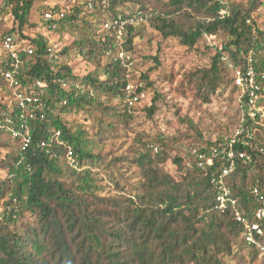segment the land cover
<instances>
[{"label": "trees", "instance_id": "trees-1", "mask_svg": "<svg viewBox=\"0 0 264 264\" xmlns=\"http://www.w3.org/2000/svg\"><path fill=\"white\" fill-rule=\"evenodd\" d=\"M36 1L0 0V49L4 39L12 36L34 50L30 56L22 53L25 64L16 77L21 89L37 80L49 88L45 118L38 113L28 123L31 139L24 146L23 140L5 132L4 116L13 115L10 105L16 87L2 76L12 70L11 59L2 50L0 92L11 99L0 101V147L9 151L0 163L7 172L0 180V264H250L249 260L264 259L258 247L264 245V218H256L264 208V126L249 116L248 96L235 85V71L248 67L251 52L253 67L264 72V29L255 17L264 0H88L57 5L48 10L64 17L42 21L47 31H67L78 38L60 51L62 60L55 65L49 59L48 38L27 32L38 28L30 22ZM7 15L13 20L11 27L4 26ZM118 15L134 17L136 23L146 21L164 39L175 38L189 50L205 37L220 42L221 46L206 44L215 53L210 66L189 76L206 101L224 86L242 94L238 125L253 139H248L251 145L237 143L234 149L236 154L245 152L251 162L237 157L235 170L225 180L241 216L249 224L258 223L262 231V235L253 232L254 242L247 241L248 230L231 206L225 211L217 208L219 191L213 180L219 178L217 170L226 161L215 159L206 170L197 164V153L209 157L213 149L227 151L232 138L192 148L187 163L184 157L172 158L175 142L162 134L148 143L139 139L142 151L112 159L107 167L118 170L134 164L141 180L129 190L116 180V194L102 195L100 167L108 155L95 150L123 126L130 128L133 118V107L127 102V68L116 56L120 50L131 53L140 36L135 23L127 26L122 44L115 30L103 29ZM73 52L94 70L76 75L69 59ZM156 103L153 99L146 109L149 118L157 110ZM256 106H264V91ZM77 112L91 114L92 135L67 119ZM69 148L79 169L64 159ZM171 158L184 172L181 180L164 169Z\"/></svg>", "mask_w": 264, "mask_h": 264}, {"label": "rangeland", "instance_id": "rangeland-1", "mask_svg": "<svg viewBox=\"0 0 264 264\" xmlns=\"http://www.w3.org/2000/svg\"><path fill=\"white\" fill-rule=\"evenodd\" d=\"M87 1H36L32 8L30 22L38 25V28L27 32L33 37L36 34L44 35L48 38L49 46L60 52L78 37L67 31L63 34L47 31V27L42 23L44 21L43 13L57 5L60 7L71 6L75 3L84 4ZM240 1L244 0H227L229 3ZM84 11L89 15L86 8ZM255 17L261 23V29H264V5L255 14ZM3 19L6 22L4 26H12L13 20L9 15ZM135 25L137 28L135 33L139 34L140 38H137L131 53L123 51L122 64L127 68V80L131 87V93L139 96L140 99L130 111L133 116L130 128L123 126L109 136L100 150H95L96 153L101 151L103 155H108L105 163H101L100 167L101 177L104 178L102 195L116 194L117 190L114 185L116 180L125 185L128 190L141 180V175L134 164H128L129 166L118 170L107 167L112 159L124 156L133 157L135 153L142 151L143 144L139 142V139L148 143L154 137L162 134L175 142V146L170 150L172 158L178 155L184 157L187 163L190 161L192 148L205 146V142L213 143L220 139L227 141L232 138L239 128V120L242 117V94L240 92L235 91L231 86H224L209 95L206 101L197 94L191 76H189L197 69L210 66L211 58L215 53L208 49L206 44L221 46L218 39L205 37V40H202L194 50H189L180 45L175 38L164 39L146 21L135 22ZM124 34L119 38L120 44L123 43ZM120 51L117 53L118 55ZM2 52L0 49V53ZM154 58H157V61ZM69 59H71L70 63L76 75L84 76L94 70V66L77 55L76 52L71 53ZM143 75L146 76L145 79L142 78ZM138 89L141 91L136 94ZM8 97L10 98L8 94L0 92V101L8 102ZM153 99L157 101V110L153 117L149 118L146 109L152 105ZM123 105L125 103L122 102V108H124ZM67 119H70L75 126L84 127L91 135L94 133L95 121L90 113H73ZM7 153H9L7 149L0 147V163L5 159ZM172 158L164 165V169L176 180H181L184 172L179 171L172 162ZM117 167L119 168L120 165ZM6 177L7 172L0 168V180ZM2 204L3 202L0 201V212L3 211ZM26 221L33 222L30 217H27ZM248 262L264 264V259L259 257L253 262L251 260Z\"/></svg>", "mask_w": 264, "mask_h": 264}, {"label": "built area", "instance_id": "built-area-1", "mask_svg": "<svg viewBox=\"0 0 264 264\" xmlns=\"http://www.w3.org/2000/svg\"><path fill=\"white\" fill-rule=\"evenodd\" d=\"M63 17L64 13L47 10L44 15V21L48 22L55 19H62ZM134 23V17L126 18L118 15L116 18H113L104 24V30H115L119 35V38H121V36L127 32V26ZM2 50L10 57L12 67V70L2 72V76L6 81L16 87L13 96L14 104L10 105V112L13 115L6 114L4 116V122L6 124L5 132H10L14 137L20 138L21 140H23L24 146H26L31 139V129L28 123L31 120L36 119L38 117V113L41 119L45 118V109L48 107L44 103V98L48 95L49 88L46 82L37 80L28 88L22 90L19 81L16 79V77H18L21 73V67L25 64V60L22 59V53L28 56L33 55L34 53L33 48L30 47L28 43H17L15 38H13L12 36L6 37L2 44ZM252 54L253 53L251 52L247 57L248 67L245 70L236 69L235 85L248 96L249 116L253 120H256V118H258V124L264 126V106H256L257 102L261 98V93L264 91V72H257L253 67L254 60ZM48 55L53 65L60 63L62 60L58 49L50 47L49 45ZM116 57L123 61V51H121ZM77 87L79 88V86ZM126 92L128 94L127 102L130 106H133L137 101H139L140 97L131 93L130 85L126 87ZM8 99L10 100L11 96L10 98L8 97ZM244 131L245 129L243 127H239L235 131V134L230 141V145L227 151H218L213 149L209 157H207L206 154L198 153L196 154V157L198 158V166L203 170H206L207 167L212 166L215 159L220 160L221 158H223L226 161L227 165L217 170V172H220L219 178L217 180H213V183L216 185L219 191L216 196L217 208L221 211H225L231 206L235 211L237 220L245 224L248 230V235L246 237L247 241L249 243H252L254 242L253 232L255 231L257 234L262 235V231L258 223L249 224V222L241 216L240 212L237 209V200L231 197V193L226 186L225 180L235 170V160L237 159V157L241 160L251 162V158L247 156L245 152L236 154L234 149V145L237 143H240L243 146L251 145L250 140H252L253 137L250 133L246 134V132L244 133ZM56 135L59 136L60 132H57ZM261 151L264 152V147L261 149ZM64 159L68 163V165L75 169H79L74 157L73 150L71 148L68 149ZM256 218H264V208H260L256 212ZM258 247H260L261 251H264V245L258 244Z\"/></svg>", "mask_w": 264, "mask_h": 264}]
</instances>
